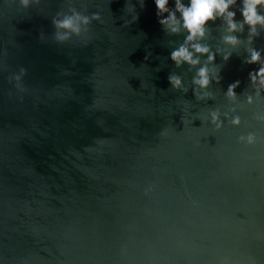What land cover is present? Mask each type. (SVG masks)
<instances>
[{
    "label": "water",
    "instance_id": "water-1",
    "mask_svg": "<svg viewBox=\"0 0 264 264\" xmlns=\"http://www.w3.org/2000/svg\"><path fill=\"white\" fill-rule=\"evenodd\" d=\"M69 6L102 22L57 43L51 17ZM211 27L206 42L224 47ZM240 35L216 57L214 98L197 101L169 55L183 35L163 31L153 0H0V264H264V93L248 85ZM251 46L264 50V31ZM210 108L241 124L213 131ZM247 131L256 143L237 142Z\"/></svg>",
    "mask_w": 264,
    "mask_h": 264
},
{
    "label": "clouds",
    "instance_id": "clouds-1",
    "mask_svg": "<svg viewBox=\"0 0 264 264\" xmlns=\"http://www.w3.org/2000/svg\"><path fill=\"white\" fill-rule=\"evenodd\" d=\"M19 5L27 9L34 0H18ZM141 7L144 0H138ZM158 23L163 31L172 35H183V40L170 52V59L177 67L187 65L192 71L191 91L197 101L211 100L214 94L209 90L213 83L219 84L222 79L220 67L216 62L219 56L225 62L229 60L232 51L243 41L241 35L247 32L245 37V56L242 63L255 65L247 73L248 85L258 96L264 93V50L251 46L254 37L264 31V0H153ZM127 11L132 13L130 20H125L129 24L137 19L134 6L128 4ZM239 13V18H237ZM93 21H100L99 12L81 11L75 6H69L66 10L60 9L51 17L54 28L52 39L57 43L65 42L73 36H80L88 31L89 25ZM219 21V23H217ZM212 25L221 30L220 41L224 47L213 49L206 42ZM26 69L20 67L10 79L15 81V87L22 90L21 80ZM168 82L173 89L187 93L189 89L185 87L183 79L178 74H169ZM241 81L236 79L229 83L223 90V95L230 101H235L238 97L236 89ZM245 102L252 104L253 95L245 97ZM230 112H221L218 108L207 110L204 119L212 126L213 131L221 129L227 122L238 127L241 118L236 113L235 108ZM253 119L264 124V112H257ZM237 142L244 145H252L257 142L258 136L255 131H247L237 136ZM153 185H146L145 195L153 190ZM120 255H126L125 245L119 247Z\"/></svg>",
    "mask_w": 264,
    "mask_h": 264
}]
</instances>
